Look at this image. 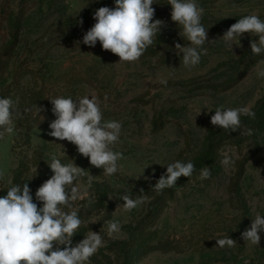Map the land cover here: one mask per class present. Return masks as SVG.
I'll return each instance as SVG.
<instances>
[{
	"label": "rangeland",
	"instance_id": "374dc122",
	"mask_svg": "<svg viewBox=\"0 0 264 264\" xmlns=\"http://www.w3.org/2000/svg\"><path fill=\"white\" fill-rule=\"evenodd\" d=\"M157 2L152 5L154 19L163 20L166 27L139 61L118 63L119 57L103 50L99 41L95 47L82 42L96 23L95 10L115 7V0H0V54L19 31L12 58L2 62L0 91L20 70L22 87L37 83L48 99L29 140L14 122V131L0 136V191L10 187L9 181L14 184L20 165L25 178L42 184L53 175L48 163L56 155L62 163L74 160L95 176L88 195L73 205L83 221L73 246L90 231L101 233L105 241L90 264H264V232L258 246L241 235L257 214L264 216V78L256 74L264 54H251L250 41L258 37L249 33L232 49L222 39L244 15L258 14L264 20V0H197L204 9L209 42L203 46L207 54L191 69L185 68L183 53L175 48L176 43L190 42L179 35L167 0ZM85 95L99 99L105 120L122 124L113 151L124 158L112 176L92 166L74 144L48 135L55 119L50 99ZM221 105L246 107L255 118L242 115L241 129L226 133L211 124ZM249 128L253 135L242 134ZM225 154L234 160L227 168L219 163ZM176 160L193 162L196 171L157 193L156 182ZM204 167L211 177L201 180ZM77 183L86 185L87 177ZM125 192L145 200L125 211L120 199ZM35 193L33 202L42 206ZM108 220L121 224L112 237L107 234ZM225 237L235 240L236 247L216 246V239Z\"/></svg>",
	"mask_w": 264,
	"mask_h": 264
},
{
	"label": "clouds",
	"instance_id": "9594fccd",
	"mask_svg": "<svg viewBox=\"0 0 264 264\" xmlns=\"http://www.w3.org/2000/svg\"><path fill=\"white\" fill-rule=\"evenodd\" d=\"M154 3H158L157 0H115V7L96 9L93 14L96 23L83 36L82 42L95 47L99 41L103 50L119 57L118 63L139 61L154 44L161 29L166 27L163 20L154 19ZM167 3L172 7L171 20L178 25L179 35L190 42L188 46L176 43L175 48L178 54L183 53L185 68L191 69L200 63L202 55L207 54L203 46L209 42V28L202 23L204 9L197 0H167ZM245 33L258 37L250 41L251 54H264V20L258 14L240 17L222 39L232 49L233 44L240 45V38ZM260 65H264V60L257 64L256 74L258 78H264V67ZM159 82L167 83L164 79ZM50 100L55 119L49 124L51 131L48 135L74 144L77 152L88 158L92 166L102 169L104 175L116 174L120 170L118 162L124 158L123 153L113 151V146L120 139L121 122L105 120L101 103L94 95L78 99L59 96ZM14 108L10 97L0 98V128L7 133L14 131ZM242 115L255 118V113L246 107L226 108L221 105L211 116V124L226 133L237 132L242 127ZM242 134L251 136L254 131L249 128ZM219 163L227 168L234 164V160L225 154ZM48 165L53 175L35 193V200L42 206L38 207L33 202L27 182L19 185L9 181L6 195L0 196V264H90V258L105 246L101 233L93 231L75 246L72 240L83 223L78 208L73 207L74 202L88 195L95 176L77 166L74 160L62 163L56 155H51ZM166 166V173L160 176L153 188L157 193L174 188L180 177L190 178L196 171L191 161L176 160ZM83 177H87L86 185L77 183ZM210 177L209 168L200 170L201 180ZM120 199L124 201L123 209L130 212L142 204L145 197L139 195L133 199L125 192ZM92 202L89 198L88 204ZM105 223L109 237L121 231L119 221L108 220ZM261 232H264V216L257 214L241 235L245 242L258 246ZM236 245L237 242L230 237L216 239V246L220 248H234Z\"/></svg>",
	"mask_w": 264,
	"mask_h": 264
},
{
	"label": "trees",
	"instance_id": "16d2710c",
	"mask_svg": "<svg viewBox=\"0 0 264 264\" xmlns=\"http://www.w3.org/2000/svg\"><path fill=\"white\" fill-rule=\"evenodd\" d=\"M19 31L15 30L12 38L13 42L7 45L3 52L0 54V75L5 73L4 66L2 63L4 59H11L14 51L18 45ZM5 60V61H7ZM22 70V69H21ZM22 72H15V79L12 83L5 86L3 91H0V98H11L14 101L15 108L13 110V122L16 125V129L26 131L28 134L36 127L40 116L43 114L44 110L48 105V99L46 97V89L43 86L35 83L29 88L22 87ZM35 75V71L32 73ZM36 80V78H35ZM28 109V111H26ZM41 109V110H40ZM156 130H159L158 123H155ZM4 132V129L0 128V136ZM30 134L28 135L29 140ZM24 165H20L18 172L14 177V184L23 185L28 183L31 192H35L37 188L41 185L36 179L25 178L23 176ZM183 177L179 179L182 182ZM7 190L0 191V196L6 195Z\"/></svg>",
	"mask_w": 264,
	"mask_h": 264
}]
</instances>
